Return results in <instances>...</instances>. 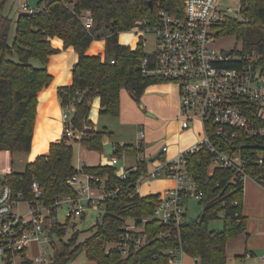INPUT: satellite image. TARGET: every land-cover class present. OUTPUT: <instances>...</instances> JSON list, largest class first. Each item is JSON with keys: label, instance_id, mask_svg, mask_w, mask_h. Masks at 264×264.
I'll list each match as a JSON object with an SVG mask.
<instances>
[{"label": "trees", "instance_id": "16d2710c", "mask_svg": "<svg viewBox=\"0 0 264 264\" xmlns=\"http://www.w3.org/2000/svg\"><path fill=\"white\" fill-rule=\"evenodd\" d=\"M240 1L241 17L221 23L219 35H234L241 40L244 51L256 49L264 62V0ZM5 3L6 0H0V151L26 153L30 150L37 95L52 80L46 68L48 56L58 52L51 45L53 37L62 39L64 47L72 46L78 54L71 69L72 82L60 87L58 94L61 106L72 104L74 108L71 116L74 128L91 126L80 140V144L89 150L103 151L101 140L110 134L105 129H94L88 118L94 97L100 98L101 114L117 116L121 109L122 89H126L131 99L139 104L148 86L166 82L141 73L140 62L145 53L142 38L132 48L119 43L118 34L136 27L152 28L157 22L159 8L172 15H181L182 0H39L38 6L43 4L41 8L32 13L21 12L16 17L11 43L8 42L11 19L3 12ZM82 11L89 12L93 18L90 28L81 22ZM98 38L105 40L103 55L87 54L92 41ZM31 59L39 60L40 65H33ZM68 139L62 135L59 141L50 143L46 153L27 162L23 171L12 170L4 175L13 192L22 194L23 201L34 207L47 206L51 214L56 209V197L75 194V189L66 180L79 171L96 174L105 180L107 187L118 189L117 197L105 201L101 220L86 240L74 249L70 246L76 240V233L66 242L52 241L54 251L50 264H66L78 248H82L86 257L96 264H168L165 250L176 246L193 257L196 264H227V241L241 233L247 234L243 183L231 181L233 171L229 169L215 167L210 170V154L200 150L187 157L188 170L203 192L199 200L203 209L197 218L186 219L178 229H170L162 236L159 235L166 227L155 219L147 220L143 224L147 234L145 244L132 248L126 256L115 247L107 250L108 244L115 243L123 235L129 219L138 223L152 215L159 194L136 192V180L146 169L144 162L139 163L137 170H129L124 178L117 175L114 165L76 168L72 163L73 146ZM122 148L137 153L143 151L142 147L129 144ZM254 148L255 152H264L262 145ZM119 151L117 149L115 154ZM254 171L264 177V164L254 167ZM34 180L41 189L38 196L31 189ZM219 214H222L223 227L210 229L208 221L218 218ZM49 231L60 236L63 225H52ZM4 262L9 264L7 260ZM21 264H27V261Z\"/></svg>", "mask_w": 264, "mask_h": 264}, {"label": "built area", "instance_id": "2783aa9c", "mask_svg": "<svg viewBox=\"0 0 264 264\" xmlns=\"http://www.w3.org/2000/svg\"><path fill=\"white\" fill-rule=\"evenodd\" d=\"M182 2L181 15H172L165 9H158L156 24L147 28L155 36L154 48L151 52L145 51L140 70L145 76L162 79L176 86L179 130L191 129L198 123L199 137L172 160H166L160 155L151 158L153 160H146L141 155L142 151L137 153L133 167L116 172L119 177L124 178L129 170H137L139 163H146V169L136 180L138 193L137 185L146 177L163 175L175 181L173 186L158 192L159 200L150 217L142 218L138 223L131 219L123 235L112 246H107V250L115 247L122 256L147 242L143 227L145 221L155 219L166 227L159 236L166 235L168 230L178 229L186 220V199L194 197L199 201L202 198L203 192L187 167V157L190 154L206 150L210 154V170L215 167L229 169L233 171L230 180L234 183L252 179L264 191V177L254 171V167L264 164V152L253 150L256 146L264 147L262 55L256 49L244 51L242 45L226 51L214 46L220 36L218 26L230 18L241 17V1L238 0L237 6L233 8L227 3L228 0ZM21 8L22 12L28 13L37 10L27 2L22 3ZM80 19L86 28L93 25V18L87 11L81 12ZM142 44L144 47L145 39H142ZM73 110L72 104L61 106L62 135L80 142L91 126L74 128L71 122ZM138 134L136 148L143 147L144 129H140ZM167 149V144L161 146L162 153ZM117 162V157H110V165ZM154 162L153 166H148ZM6 173L8 172L0 165V250L3 259L9 264L18 254L23 257L21 262L26 260L27 264L51 263L46 250V245L51 246L52 242L49 227L58 223L55 212L62 203L67 207L66 218L69 219L83 214L84 204L103 208L107 198L118 195V189L107 187L102 177L79 171L66 180L75 189V194L56 197L54 214L50 213L47 206L34 207L27 203L30 211L24 217L14 212L17 203L23 201L22 194L13 192L4 178ZM31 189L36 196L41 194L35 180ZM32 245L36 246L34 252ZM165 252L168 253V264L180 263L179 254L183 253L180 246L169 247ZM248 260L264 262V251L255 255L247 250L239 257V263L246 264L244 261Z\"/></svg>", "mask_w": 264, "mask_h": 264}, {"label": "rangeland", "instance_id": "374dc122", "mask_svg": "<svg viewBox=\"0 0 264 264\" xmlns=\"http://www.w3.org/2000/svg\"><path fill=\"white\" fill-rule=\"evenodd\" d=\"M39 0H6L4 7V14L7 15L11 19L10 24V33H9V43L12 42L14 32H15V20L19 13L22 12L21 4L27 2L30 7L33 8H41V5L38 6ZM231 8L236 7L238 4V0H228ZM119 39L121 40V44H126L135 47L138 39L141 37L145 39L144 51L151 52L154 48L155 36L149 29H142L140 27L133 28L130 31L119 32ZM104 38L94 39L92 41V46H96ZM105 41V40H104ZM241 40L237 39L234 35H226L219 36L214 46L217 49H222L224 51L230 50L232 48H240ZM99 54V53H95ZM91 54V55H95ZM15 54H13V59H15ZM31 63L35 66H39L40 62L37 59H31ZM166 84V85H163ZM157 83L153 86V89L150 91H146L144 93V98L142 99L143 107L141 103L137 104L132 101L130 96L128 95L126 89H123L122 93H120V103H122L123 110L117 116H111L106 114L98 113V120L94 121L93 124L96 129L107 130V133H111L110 136L106 135L103 138L102 147L110 145L114 146L120 151L118 155H114L117 157L118 162L114 164L116 168V172H122L124 167H128L131 165H135L136 163V152L132 150H126L122 148L124 144L132 145L136 147V144L139 140V130L145 129V132H148L143 143L144 147L148 148V152H150V156L145 154H141L145 157L146 160L157 157L159 154L166 160H172L179 153L176 152L173 155H169V149L166 152H161V146L168 143L171 145L172 143L169 141L171 134L179 133V118L175 116H171L170 118H163L160 113H156V117H150L146 114L150 101L159 103L162 99H167L168 102L175 103L177 100L175 94V87L170 83ZM122 101V102H121ZM175 127V130L168 131L167 126ZM63 128V126H62ZM199 126L192 130L193 134H195V141H197L199 135L197 131ZM164 129V130H163ZM186 131V130H184ZM191 139V137L189 138ZM69 143L73 146V156L72 163L76 168H80L82 166V162H85L86 165L89 164H104V162L110 161V155L106 154L103 151L90 150L85 153L83 147L79 141H75L71 138L68 139ZM194 141V139H193ZM194 141V142H195ZM193 144V143H192ZM170 148V147H169ZM147 152V151H146ZM27 153V152H26ZM25 154V152H23ZM19 154H13L11 158V167L13 171H23L26 165V161H20ZM27 155V154H25ZM3 154L1 156V161L3 159ZM153 160V159H151ZM149 163L148 166L151 167L155 164ZM110 165V164H109ZM164 185H163V183ZM171 181V184L170 182ZM173 180L166 176H159L154 178H143L139 181L137 187L139 193L145 192L147 190H153V188H160V192H163L165 189L172 186ZM169 184V185H168ZM171 185V186H170ZM253 185L256 187V196H261L263 193V189L258 186L252 179H247L243 183V190L247 192L253 191L251 187ZM163 186V187H162ZM253 194L250 192L249 198L250 201H253ZM186 207V219H195L201 213L203 209V205L199 203L197 198L190 197L186 199L185 203ZM30 208L26 201H20L14 207V212L19 215L26 217ZM67 207L64 203L56 210L55 217L56 221L59 224L63 225V234L58 236L56 233H52L51 241H55L56 243L61 239L62 241H68L73 233H76L77 237L73 245L70 246V249H74L78 244L82 243L86 238H88L92 233L95 232L97 228V223L101 220L103 214V208H98V205L89 206L84 204V212L80 216L71 217L69 219L66 218ZM45 212V211H43ZM244 213L247 215V223L248 227H246L247 234L241 233L235 238H231L227 241L226 245V253H227V264H237L239 262V258L237 257L239 253L243 251L244 248H247L248 251H253L255 255H259L264 251V233H259V231L254 230L253 220L249 213L247 212L244 206ZM249 221V222H248ZM131 219L127 221L130 224ZM208 226L210 229H221L223 227V218L222 214H219L218 218L210 219L208 221ZM107 246H112L108 244ZM33 252L36 250V246L32 245ZM47 254L50 256L53 254L54 248L51 242L50 245H46ZM28 254L26 253L25 256ZM2 253L0 250V264H5L2 260ZM184 257V256H183ZM181 256H179V259ZM23 257L18 254L15 255L11 259L10 264H20ZM246 264H264V262H255L254 260L244 261ZM66 264H96L95 261L89 260L86 257L85 251L82 248H78L73 257L68 260Z\"/></svg>", "mask_w": 264, "mask_h": 264}, {"label": "crops", "instance_id": "0c3cea01", "mask_svg": "<svg viewBox=\"0 0 264 264\" xmlns=\"http://www.w3.org/2000/svg\"><path fill=\"white\" fill-rule=\"evenodd\" d=\"M50 41H51V45L54 48L58 49V52L50 54L48 56V62L46 64V68H47L48 72L52 75V80H51L50 84L48 86L44 87L37 95V108H36L35 123H34V128H33L31 147H30V150L27 153H25L27 155L23 154V152H14L15 154H19L18 156L20 157L19 158L20 161H22V162L26 161V163L34 160L37 155L42 154V153H46L49 149L50 143L55 142V141H59V139L61 138V136H62L61 102H60V98H59V94H58V89L62 86H66V85L71 84V82H72V71H71V69H72V66L78 60V54L74 50V48L72 46L64 47L62 39H60L58 37H53L50 39ZM118 41H119V43L121 42L119 37H118ZM91 44L86 51L87 54L100 53L103 55L104 47H105V41L104 40L101 41L99 44H97L94 47ZM159 84H163V83H159ZM170 84H172V83H170ZM155 85L156 84H152V85L148 86L146 88L145 92L152 90L153 86H155ZM163 85H166V84H163ZM174 87H175V94L177 97V100H175L176 101L175 103L168 102L167 99H165V100L162 99L159 103H156V102L154 103V102L150 101L149 108H148L146 114L149 115L150 117H153V118L156 117V115H157L156 113H160L163 118H170L171 116H175V115L178 117L179 101H178V94H177L176 86L174 85ZM122 91H123V89H122ZM122 91H121V93H122ZM143 98H144V94L141 96V102H142ZM141 106L143 107L142 103H141ZM122 110H123V108H122V103H121L120 112ZM99 111H100V98L94 97L92 100V103H91V108H90L89 117H88L89 120L92 122V124L94 121L98 120L97 115H98ZM196 125L199 126V124L196 123L194 125V127L191 129L193 130L196 127ZM93 127H94V129H96L94 124H93ZM168 127H169V124H168L167 128H165L168 131L176 129V126L170 127V128H168ZM199 128H200V126H199ZM191 129H188L186 131H184V130L179 131L178 134L177 133L171 134L172 136L170 137L169 141L172 144L170 145L168 143V149H169V155L170 156L176 152H180V151L186 149L189 145L194 143L195 134H193ZM144 131H145V129H144ZM147 133L148 132H145V137H146ZM106 135L110 136L111 133L106 134ZM106 135H104L103 138ZM190 137H191V139H189ZM103 138H102L101 142L104 143L106 141H103ZM193 139H194V141H193ZM81 147H83V150L85 151V153H87V151H90L89 149L85 148L82 145H81ZM106 147L115 148L116 149L115 151H117V148L114 147L113 145L112 146L107 145V146H104V152H105ZM142 149H143V154L150 156V152H148L149 149L144 147V144H143ZM115 151L112 153H106V152L105 153L109 154L112 157L114 155H118V154H115ZM14 153H10L9 151H0V165L5 169V172H9V171L13 170L11 167V161L12 160L10 157H12ZM2 154L4 157L1 161ZM136 154H137V152H136ZM159 155H161V154H159ZM136 157H137V155H136ZM81 163H82V165H86L85 162L81 161ZM104 164H108V162H106V163L104 162ZM96 165H99V163L98 164H89L88 166H96ZM133 166L134 165L124 167V170H128ZM169 182L171 184V181H169ZM172 182H173V184H172V186H173L175 181L173 180ZM163 185H164V183H163ZM250 188H252L253 191L247 190V192L244 191V194H243V213H244V206H245L247 212L249 211V213L252 217L255 232L259 231V233H264V191H263V193H261V196H258V195L256 196V187L253 185V187L250 186ZM160 191H161L160 188H153V190H147V191L139 193V194L146 195V194H150V193H158ZM250 192L253 194L252 195L253 201H250V198H249ZM247 227H248V223H247ZM247 250H248L247 248H244L241 253L237 254L238 255L237 257L239 258ZM179 256H181L179 264H196L195 259L193 257L187 255L184 252L182 254H179ZM2 260H3V257H2Z\"/></svg>", "mask_w": 264, "mask_h": 264}, {"label": "water", "instance_id": "95a60500", "mask_svg": "<svg viewBox=\"0 0 264 264\" xmlns=\"http://www.w3.org/2000/svg\"><path fill=\"white\" fill-rule=\"evenodd\" d=\"M150 4V3H149ZM116 149L115 148H110V147H106L105 148V152L106 153H112V152H114ZM238 264H243V263H238Z\"/></svg>", "mask_w": 264, "mask_h": 264}]
</instances>
